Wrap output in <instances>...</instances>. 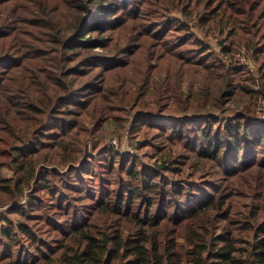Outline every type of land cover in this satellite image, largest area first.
Instances as JSON below:
<instances>
[{
	"label": "trees",
	"instance_id": "1",
	"mask_svg": "<svg viewBox=\"0 0 264 264\" xmlns=\"http://www.w3.org/2000/svg\"><path fill=\"white\" fill-rule=\"evenodd\" d=\"M193 2L205 36L230 40L221 60L165 13L181 8L186 21ZM243 47L261 65L260 90L251 71L223 59ZM259 95L264 0H0V196L29 197V211L15 206V219L1 220L0 264H264ZM146 99L155 106L131 130L159 132L150 138L162 152L154 166L110 150L58 174L56 147L81 143L85 114L100 124ZM169 101L170 112L213 113L151 111ZM219 111L235 118L221 121ZM194 159L199 170L189 175Z\"/></svg>",
	"mask_w": 264,
	"mask_h": 264
},
{
	"label": "rangeland",
	"instance_id": "2",
	"mask_svg": "<svg viewBox=\"0 0 264 264\" xmlns=\"http://www.w3.org/2000/svg\"><path fill=\"white\" fill-rule=\"evenodd\" d=\"M191 9L193 10V15L188 18L186 21H184V18L182 15H184L183 11L181 8H169V10L165 11V13H171V16L173 18H179L183 23L189 26L191 31L195 33L199 38L204 40L207 44L210 45L211 51L215 53L216 55L220 54L221 52V47L222 45L228 46V42L230 43V40L228 39V42L226 41V36L221 37L216 31H212L209 36H205L207 32H204L200 30L198 26V13H199V8L195 2H193ZM198 12V13H197ZM96 13L92 15L93 19L96 17ZM92 19V20H93ZM70 25H67V28H69ZM208 30V29H207ZM72 30H67L65 31L67 35L71 32ZM112 30L111 33L114 34L115 32H118ZM111 35H105V36H111L110 39L112 38ZM96 37V34L93 33L90 35V38ZM109 39V40H110ZM108 42L105 44L108 48V50L111 51L113 45L112 42ZM125 43H123L121 47L124 46ZM97 53H106V50H104L102 47H99L95 50ZM229 57H226V55L223 54V59L224 61L227 62L228 66L231 68L243 66V69L251 71L254 76H255V88L256 90H260L261 87V80H260V75H259V67L261 65L258 64V62L255 59L254 56V51L252 50H246L244 47L239 50L237 53H233V56L228 55ZM221 55H219V60H221ZM232 57V58H230ZM127 58V57H125ZM134 57L127 59L129 61L133 60ZM219 60L217 64L219 63ZM167 69V68H165ZM176 69V66H173V69L170 70V72H173L175 74L174 70ZM167 71V70H166ZM198 78V76H197ZM186 88V85H185ZM259 93H261L259 91ZM133 101L130 102V107L125 108V111H114L110 116L107 115L105 119L100 122V124H97L95 118L96 112L89 111L91 114H85L83 117V120L85 122L86 130L85 133L87 134H82L78 140H80V144H72L71 146L65 145L61 146L62 151L60 150V146L56 147L55 153L61 154L59 157L56 158V161L61 163L58 167H53L59 168V173L60 175L68 174V173H76V169L79 168L87 159L88 155H94V156H101V158H107L108 154L110 153V150L115 151L116 155H119V157H125V159L131 160L136 162L137 165L139 166H145V167H152L154 166L156 160H158L162 154V152H159V149L153 145L151 142L150 138L152 136H158L159 137V132L154 133L151 130H149L148 134V129L146 127L141 128V133L137 131H133L132 126L133 122L137 118L139 113H142L146 111L145 113H148V106L154 107L155 103L153 99L148 100L146 99L141 103L139 106L134 108V105H132ZM254 103L257 104L256 107V114L258 116H263L261 119L264 118V97L262 95H259L258 99H254ZM132 106V107H131ZM165 106H168L169 109H155L151 110L155 112L156 114H160L161 116L164 115L166 117L170 118H181L186 115H190L191 117L193 116H204L208 117L210 116L211 113H209V110L205 107H195L191 108L190 111H188L187 114L183 113L184 111L181 108H177L176 112H170L172 108V102L169 101V103ZM171 107V108H170ZM226 108V107H224ZM227 108L230 110L233 107V104H228ZM163 117V116H162ZM216 117L223 121L225 119H228L230 122L235 118L230 113H225L222 114L220 111L217 112ZM99 123V122H98ZM152 143V144H149ZM75 146L74 150L73 147ZM159 146H162L161 144ZM167 150V149H166ZM176 152L178 153L176 156H174V159L177 160L179 153L183 151L181 146H177L175 148ZM54 153V152H53ZM54 153V154H55ZM56 155V154H55ZM196 159L189 161L188 165L191 166L187 168V172L189 175L193 174L194 172H198L199 168L196 166L194 163ZM55 162V160H53ZM65 164V165H64ZM48 166V165H47ZM212 169L210 170V166L206 169V174L208 175L211 174ZM186 172V174H187ZM199 174H202L201 171H199ZM12 175V171L6 170L5 171V176L10 177ZM79 175V173H77ZM215 176V173H213L212 176L207 177V180H211ZM206 177V176H205ZM200 177H197L198 179ZM34 194V193H33ZM9 198L7 196H0V224L1 220L4 218H10V219H15L17 216L16 213L10 214L9 211L13 207H17L19 209L24 208L26 211H29V197H25L22 201L18 202H11L8 201ZM25 205V206H24ZM86 207H84L85 209ZM17 221V220H16Z\"/></svg>",
	"mask_w": 264,
	"mask_h": 264
}]
</instances>
